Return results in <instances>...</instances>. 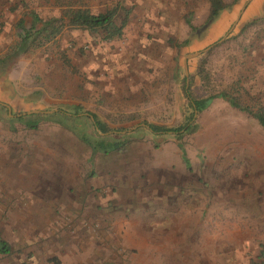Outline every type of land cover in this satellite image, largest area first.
Instances as JSON below:
<instances>
[{"label": "rangeland", "instance_id": "obj_1", "mask_svg": "<svg viewBox=\"0 0 264 264\" xmlns=\"http://www.w3.org/2000/svg\"><path fill=\"white\" fill-rule=\"evenodd\" d=\"M250 1L208 34L209 0H0V60L19 40L16 3L41 7L44 20L57 6L115 9L117 20L130 11L119 38L65 27L0 63L4 86L39 99L0 105V235L12 252L0 264H264V129L220 97L194 116L183 93L186 66L193 97L264 108V22H244ZM190 37L180 50L167 43ZM74 105L88 138L124 137V150L91 156L73 121L27 130L15 117Z\"/></svg>", "mask_w": 264, "mask_h": 264}, {"label": "trees", "instance_id": "obj_2", "mask_svg": "<svg viewBox=\"0 0 264 264\" xmlns=\"http://www.w3.org/2000/svg\"><path fill=\"white\" fill-rule=\"evenodd\" d=\"M238 1L239 0H232L227 4L223 0H209L208 15L206 19L207 28L220 20L225 12L231 11V9L238 4ZM9 10L11 12H14L16 10V5L10 6ZM129 12L130 11L127 10L125 12V17L121 20L116 19L117 13L115 9L112 11H106L104 13L92 14L88 9L85 8H68L62 11V15L60 16V18H50L48 20H42L37 17L36 14H32L33 26L30 29L26 30L23 27L24 22L22 19L18 21L16 27L20 31V34H18L19 40L15 45V49H13V51L10 53V56L12 57L20 54H26L32 49V47H41L44 43L55 40L56 37L61 34L62 30L65 27H69L71 29H79L91 34H97L98 36H100L102 41H109L115 38H119L122 36L123 29L127 25ZM257 21L264 22V18H257L255 20H252L248 25L256 23ZM38 23L41 24L40 28L36 27ZM186 24L190 31L189 34H192L195 31V28L188 18H186ZM248 25H246L244 29H246ZM192 38L193 37H190L186 40H183L182 42L168 39L167 43L169 44V47L180 50L181 48L187 47L190 44ZM198 75L201 76V80H203L204 82L205 80H208L209 74L205 71L203 65H200V68L198 69ZM190 85L191 84H189V87L187 89L183 87V93L188 101V106L191 110H193V113L195 111L199 113L205 110L214 99L220 97L226 99L228 103L235 109L252 115L257 120L258 124L264 129V108H260L257 111L252 112L249 106L242 104L239 96L234 97L227 94L210 95L206 98H195L189 90ZM82 110L83 108L81 105H74L72 107H69V111L67 112H59L51 115H30L26 117H19L16 119V121L21 123L24 129L36 130L38 129L40 122L44 120H55V122H57L62 127H65L64 121L71 120L77 127L71 128L69 129V131L72 134L74 133L78 141L84 144L90 150L91 156H94L96 154L108 156L124 150L126 144H128L127 138L123 137L120 140H113L97 135H95L94 138H88L85 135L84 128L80 127L82 124L79 121L80 118H78V115ZM92 117L95 120L94 125L102 133H105L106 129L104 124L97 121L94 115H92ZM149 128L154 134H177L184 129L161 127L155 125H149ZM186 131H193V126L188 127ZM181 136L182 135L179 134L177 135V137L179 138ZM183 156L184 162L188 164L184 152ZM187 168H189V165H187ZM11 253L12 252L10 245L0 235V256L8 257L11 255ZM46 262L47 264H61L60 259L56 256L49 257Z\"/></svg>", "mask_w": 264, "mask_h": 264}, {"label": "crops", "instance_id": "obj_3", "mask_svg": "<svg viewBox=\"0 0 264 264\" xmlns=\"http://www.w3.org/2000/svg\"><path fill=\"white\" fill-rule=\"evenodd\" d=\"M58 4L60 5V3L58 2ZM24 7L22 8L21 7ZM239 3L237 5H235L232 10L230 11L231 13L233 12V9H235L236 6H238ZM69 7H63V6H57L56 8H53L54 10L52 11V14L56 13V15H53V16H48L47 18L50 19V18H56V16H61L62 14V11L63 10H66L68 9ZM243 14L246 16V19H249V20H244V22L246 21H252V20H255L257 18H264V0H251L245 7H243ZM16 11H20L23 13V15L21 16V19L23 20L24 22V25L23 27L28 30L30 29L32 26H33V16L32 14H36L37 17H39L40 19L44 20L42 17H43V9L41 7H36V8H33V7H30V6H23V4H20V3H16V10L13 12V13H17ZM228 12H225L221 18H223L224 15H227ZM20 19V20H21ZM221 20V19H220ZM218 20L216 23L212 24L208 29V34L210 31H213L216 27V25L218 24V22L220 21ZM28 21V22H27ZM17 23L18 21L15 23V26H17ZM28 25V26H27ZM37 28H40L41 27V24L38 23L36 25ZM17 28V27H16ZM17 30H19L17 28ZM20 31H18V34ZM86 32V31H84ZM211 33V32H210ZM6 56V55H5ZM10 56V53L6 56L5 60H10L11 59V56ZM8 58V59H7ZM5 60L2 58L0 60V63L2 61H4L5 63ZM8 82V83H7ZM7 83V85L10 83L9 80L7 81V79H4V80H0V100L2 101L0 103L1 106H4L6 108L7 106V110H10V107L11 106H8L7 103H10L11 100H18L20 101L21 103H24L26 104V106L28 107H32L34 105H37L38 103V100L39 99H36V100H27V101H24V98L23 97H20L17 93V90L15 87L13 88H7L6 86H4V84ZM10 85V84H9ZM6 103V104H5ZM55 111V110H54ZM57 111V110H56ZM31 112V111H30ZM41 112V111H40ZM58 112V111H57ZM56 112V113H57ZM27 113V112H26ZM23 114V113H22ZM20 115V114H19ZM32 115H37V114H32ZM51 115V114H50ZM17 116V115H16ZM30 116V115H29ZM26 117V116H24Z\"/></svg>", "mask_w": 264, "mask_h": 264}, {"label": "water", "instance_id": "obj_4", "mask_svg": "<svg viewBox=\"0 0 264 264\" xmlns=\"http://www.w3.org/2000/svg\"><path fill=\"white\" fill-rule=\"evenodd\" d=\"M238 18H239V16H238ZM196 56H198V53H196V54H194V55H192V57H196ZM184 63H186V60L184 61ZM185 76H186V89L188 88V73H187V70H186V66H185ZM6 108H7V106H6ZM57 111L55 110V111H46V112H40V111H31V112H27V113H23V114H20V115H17V116H15V117H17V118H19V117H24V116H29V115H32V114H37V115H50V114H53V113H56ZM196 114H197V111H195L194 112V116H196ZM91 120L93 121V118L91 117ZM143 127H145L147 130H149L150 132H151V129L148 127V126H143ZM97 130V132L99 133V134H101V135H104V134H102L98 129H96ZM186 130V128H184L183 130H181L180 132L182 133V132H184Z\"/></svg>", "mask_w": 264, "mask_h": 264}]
</instances>
